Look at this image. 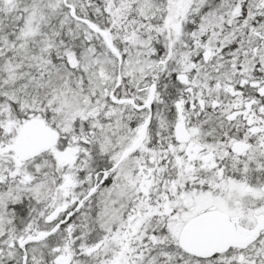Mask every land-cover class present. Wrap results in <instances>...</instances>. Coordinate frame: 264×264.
I'll list each match as a JSON object with an SVG mask.
<instances>
[{"label": "snow or ice", "instance_id": "1", "mask_svg": "<svg viewBox=\"0 0 264 264\" xmlns=\"http://www.w3.org/2000/svg\"><path fill=\"white\" fill-rule=\"evenodd\" d=\"M0 264H264V0H0Z\"/></svg>", "mask_w": 264, "mask_h": 264}]
</instances>
